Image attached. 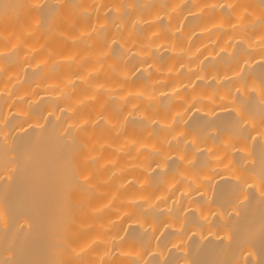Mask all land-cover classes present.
<instances>
[{"label":"bare ground","instance_id":"obj_1","mask_svg":"<svg viewBox=\"0 0 264 264\" xmlns=\"http://www.w3.org/2000/svg\"><path fill=\"white\" fill-rule=\"evenodd\" d=\"M0 264H264V0H0Z\"/></svg>","mask_w":264,"mask_h":264}]
</instances>
